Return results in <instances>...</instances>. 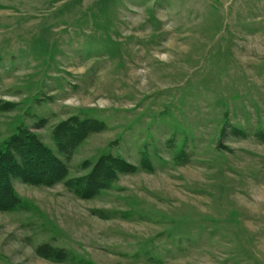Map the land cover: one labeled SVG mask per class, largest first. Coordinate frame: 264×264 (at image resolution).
<instances>
[{"label": "rangeland", "instance_id": "rangeland-1", "mask_svg": "<svg viewBox=\"0 0 264 264\" xmlns=\"http://www.w3.org/2000/svg\"><path fill=\"white\" fill-rule=\"evenodd\" d=\"M72 119L101 126L61 149ZM20 130L68 176L12 180L0 264H264V0H0V147ZM102 157L133 169L77 196Z\"/></svg>", "mask_w": 264, "mask_h": 264}, {"label": "trees", "instance_id": "trees-1", "mask_svg": "<svg viewBox=\"0 0 264 264\" xmlns=\"http://www.w3.org/2000/svg\"><path fill=\"white\" fill-rule=\"evenodd\" d=\"M99 126L101 125L97 121L72 119L61 123L54 130L53 138L61 149L71 150L90 133L96 132ZM130 169L133 168L121 160L102 157L96 161L94 171L86 179V189H81L83 187L79 183L74 193L77 196L93 197L116 178L115 172H126ZM67 176L68 169L48 147L31 133L20 130L0 147V212H10L20 204L12 186L13 179H20L34 186L51 187L64 181ZM66 185L73 188L70 181ZM53 252L54 249L42 247L41 254L50 256Z\"/></svg>", "mask_w": 264, "mask_h": 264}]
</instances>
